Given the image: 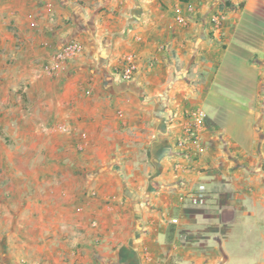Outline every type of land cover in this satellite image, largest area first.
I'll return each instance as SVG.
<instances>
[{
	"label": "crops",
	"instance_id": "1",
	"mask_svg": "<svg viewBox=\"0 0 264 264\" xmlns=\"http://www.w3.org/2000/svg\"><path fill=\"white\" fill-rule=\"evenodd\" d=\"M73 39L82 52L47 72ZM229 60L261 69L260 119L238 136L208 118L207 152L182 157L185 113L217 105ZM27 67L32 83L40 72L38 111L0 93V127L18 138L17 153L0 140V264H228L232 248L250 259L251 234L264 241V0H0V77L17 89ZM34 129L40 174L21 137Z\"/></svg>",
	"mask_w": 264,
	"mask_h": 264
},
{
	"label": "rangeland",
	"instance_id": "2",
	"mask_svg": "<svg viewBox=\"0 0 264 264\" xmlns=\"http://www.w3.org/2000/svg\"><path fill=\"white\" fill-rule=\"evenodd\" d=\"M238 63L235 61L229 60L226 65L223 66L219 73V77L217 78V86H215L214 96L216 106L206 103L203 106V109L208 114V120H211L213 123H217V127L220 128L227 127L234 128V134L240 136L239 128H252L258 120L260 116L255 117V113L259 110V99L261 94L259 92V81L262 79V75L260 70H248L244 68H232V65H237ZM240 64L237 66L239 67ZM4 70L2 72H6ZM25 72H28V78L24 79V82L20 85H17V89H12L10 84L15 83L16 80H10V83H4L5 78L0 77V93L1 95L7 94L8 92H16L21 93L23 95L28 96L26 110L27 112H36L40 108V72H37L39 76L36 77V82L32 83L29 80V75L32 72L31 68L27 67ZM1 72V74H2ZM245 81V82H244ZM31 98V100H30ZM16 104L18 102L7 101L6 103ZM37 105V106H36ZM36 106V107H35ZM4 111L5 109H1ZM13 115L14 121L17 119L16 112L9 111ZM7 112V113H8ZM5 113H1V118H4ZM216 114V115H215ZM264 120V118H263ZM215 127V126H214ZM17 134H10L3 131V128L0 127V140H2L7 146H13L14 153H17L18 150L15 149L16 140L18 139ZM21 137H25V141L28 144V148L25 149L29 163L26 165L27 170L33 174H40V153H44V150H40V130H33L32 132H27L21 134ZM36 161V159H38ZM2 168L0 169L1 172ZM14 172V171H13ZM252 233L258 234L256 230H253ZM255 237L251 234L250 242L246 246L247 254L244 256H248L249 260L237 259L234 248H232L231 254L233 255L228 264H251L253 263L252 259H255L254 256L259 255V248L264 241L258 242L254 240ZM254 255V256H253ZM243 257V256H242ZM241 257V258H242ZM247 258V257H246ZM245 258V259H246Z\"/></svg>",
	"mask_w": 264,
	"mask_h": 264
},
{
	"label": "built area",
	"instance_id": "3",
	"mask_svg": "<svg viewBox=\"0 0 264 264\" xmlns=\"http://www.w3.org/2000/svg\"><path fill=\"white\" fill-rule=\"evenodd\" d=\"M190 12L193 10L191 4L188 5ZM216 28H219L224 20V16L217 14L214 17ZM177 21L180 24H187L189 17L182 14L177 16ZM82 52V44L79 40L73 39L66 43L63 47L56 50L51 60L45 65V70L49 73H58L65 69L69 60L74 59ZM126 66L118 71L115 75L122 81H129L135 77L137 64L132 58L126 59ZM187 120L183 134L178 139L177 146L180 149L182 157L201 156L207 152L208 145L205 138V130L207 127L208 115L201 107L191 109L185 113ZM178 167H182L181 163H177ZM173 223H177L178 219H173Z\"/></svg>",
	"mask_w": 264,
	"mask_h": 264
}]
</instances>
